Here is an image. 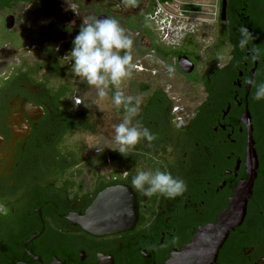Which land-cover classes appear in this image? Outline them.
Segmentation results:
<instances>
[{"label":"flooded vegetation","instance_id":"af4514ba","mask_svg":"<svg viewBox=\"0 0 264 264\" xmlns=\"http://www.w3.org/2000/svg\"><path fill=\"white\" fill-rule=\"evenodd\" d=\"M97 18L117 20L133 42L131 75L106 90L109 133L125 115L113 104L120 91L141 99L133 124L156 137L127 157L107 148L112 140L85 156L71 141L99 127L81 109L84 81L61 66L62 56L82 22ZM259 84L264 0H0V264H167L199 229L244 202L242 221L211 264H264ZM140 170L170 172L187 190L171 200L146 197L131 186ZM117 186L135 194L133 227L85 230L80 217Z\"/></svg>","mask_w":264,"mask_h":264},{"label":"clouds","instance_id":"9594fccd","mask_svg":"<svg viewBox=\"0 0 264 264\" xmlns=\"http://www.w3.org/2000/svg\"><path fill=\"white\" fill-rule=\"evenodd\" d=\"M82 23L83 26L72 41L71 50L62 56L67 63L61 66L70 64L68 73L95 87L98 95L105 97L107 94L105 89L109 84L118 88L121 82L131 75L134 65L131 63L132 57L128 50L131 49L133 42L115 19L97 18L92 22L84 20ZM240 31L242 39L239 46L244 48L249 33L246 27ZM56 51H59L58 47ZM121 51H124V55H121ZM112 99L117 109L123 106L125 115L119 124L114 125L112 143L107 148L127 157L128 151L141 140L151 144L156 137L139 122L133 124L134 118L140 112V98H135L133 102L132 97H126L122 92L116 91ZM254 99L264 100V84L257 85ZM75 104H80V101L77 100ZM131 186L146 197L158 194L170 200L182 196L187 190L183 179L160 170L138 171L131 179Z\"/></svg>","mask_w":264,"mask_h":264},{"label":"water","instance_id":"95a60500","mask_svg":"<svg viewBox=\"0 0 264 264\" xmlns=\"http://www.w3.org/2000/svg\"><path fill=\"white\" fill-rule=\"evenodd\" d=\"M244 215L245 202L234 203L214 225L199 229L191 242L173 254L167 264H211ZM136 218L135 194L130 188L117 186L99 193L79 222L88 232L101 235L131 229Z\"/></svg>","mask_w":264,"mask_h":264},{"label":"rangeland","instance_id":"374dc122","mask_svg":"<svg viewBox=\"0 0 264 264\" xmlns=\"http://www.w3.org/2000/svg\"><path fill=\"white\" fill-rule=\"evenodd\" d=\"M156 30V29H155ZM138 78H143V75H138ZM123 82H121L122 84ZM108 88V87H107ZM105 89V91L107 90ZM123 86L119 85L116 89H121ZM130 89L133 91H137V86H130ZM77 93L81 95L83 100V105L81 109L88 114L89 118L92 119L95 116L98 122V132L94 131H85L76 133L71 141L73 146L77 147V149H83V155L85 156L88 153L93 152L94 149H97L99 144L107 145L114 136V134L109 133V127L111 126V110L112 104L109 102L107 95L105 97H100L98 95V90L88 85L85 81L82 84V90L77 91ZM188 104L183 102L182 105ZM99 112V113H98ZM96 114H101L96 116ZM119 117L116 116V121L121 122L122 119H118ZM96 120V119H94ZM92 125V123H91Z\"/></svg>","mask_w":264,"mask_h":264},{"label":"trees","instance_id":"16d2710c","mask_svg":"<svg viewBox=\"0 0 264 264\" xmlns=\"http://www.w3.org/2000/svg\"><path fill=\"white\" fill-rule=\"evenodd\" d=\"M260 25V24H259Z\"/></svg>","mask_w":264,"mask_h":264}]
</instances>
